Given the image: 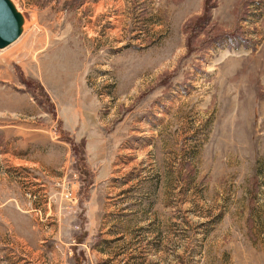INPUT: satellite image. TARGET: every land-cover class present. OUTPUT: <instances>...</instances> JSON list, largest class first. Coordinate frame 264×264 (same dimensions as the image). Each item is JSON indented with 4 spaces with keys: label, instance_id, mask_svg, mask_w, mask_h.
I'll use <instances>...</instances> for the list:
<instances>
[{
    "label": "rangeland",
    "instance_id": "1",
    "mask_svg": "<svg viewBox=\"0 0 264 264\" xmlns=\"http://www.w3.org/2000/svg\"><path fill=\"white\" fill-rule=\"evenodd\" d=\"M0 264H264V0H2Z\"/></svg>",
    "mask_w": 264,
    "mask_h": 264
},
{
    "label": "water",
    "instance_id": "2",
    "mask_svg": "<svg viewBox=\"0 0 264 264\" xmlns=\"http://www.w3.org/2000/svg\"><path fill=\"white\" fill-rule=\"evenodd\" d=\"M0 0V47L6 46L13 39V33L11 31V24L6 12V5Z\"/></svg>",
    "mask_w": 264,
    "mask_h": 264
}]
</instances>
